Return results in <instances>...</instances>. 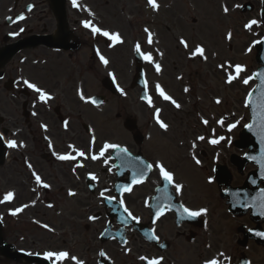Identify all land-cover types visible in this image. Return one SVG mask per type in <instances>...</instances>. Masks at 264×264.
Returning <instances> with one entry per match:
<instances>
[{
  "label": "snow or ice",
  "instance_id": "snow-or-ice-1",
  "mask_svg": "<svg viewBox=\"0 0 264 264\" xmlns=\"http://www.w3.org/2000/svg\"><path fill=\"white\" fill-rule=\"evenodd\" d=\"M146 3H147V5L153 11H158L159 10L160 5L158 4L157 0H146ZM72 4H73L74 7H77L78 6L77 5V0H72ZM30 10H31V6L29 7V11ZM223 12L225 14H227L229 12V9H228L227 6H224L223 7ZM24 18L25 17L21 14L17 19L22 20ZM8 19L11 20L12 18L9 17ZM83 24H84V26L86 28H91V31H92V34L93 35L100 34V35H102L104 37H107L112 42V44L110 46L116 45V44H120V43L123 42L119 33H116V32H111L110 33L109 31L102 30L101 28L96 27L95 25H93L91 23V21H84ZM257 24H258V21L257 20H251L247 24H245L244 27L246 29H251L253 25H257ZM21 31H23V29H21ZM144 32L147 34V43L149 45H151L154 42H156V41H154V35L155 34L152 31H150L149 28L145 27L144 28ZM13 35H18V33H14ZM231 37H232V34H231V32H229L227 34V37L226 38L230 40ZM179 44L182 45L185 49H189L190 48V45H189L188 41L184 37H180ZM134 51L136 53L140 54L145 61H147L149 63H154V66H155V69H156L157 73H159L161 71V65L159 63H155L153 61L152 53L151 52H148V53L142 52V50H141V44L139 42H137L135 44ZM160 55L162 56L163 53H160ZM196 57H200V58H202L204 60H207L208 59V57L206 55V49L201 44H196L194 50H191L190 51V58H196ZM100 59H101L102 63H104L105 65H107L109 63L108 60L105 59L103 56H100ZM218 67H220L222 69H225L226 71L228 69H231V68L234 67V70H235V73L236 74L233 75L231 72H229L228 77H227V80L225 81L228 84H231L235 79L238 78L239 74L242 71L245 70L242 65H235V66H233V65H227V68H225V65L224 64H221V65H218ZM109 75H112V74L110 73ZM262 75H264V74H262ZM251 79H253V77L245 78L243 80V83L245 85H247ZM23 83L28 88H30L33 91H35L36 93H38V99L41 102L46 103L47 101H49V100L52 99L51 95H49L42 88L38 87L36 84L30 83L27 80H25ZM261 83L264 84V79H262ZM118 90H120L121 93L123 94V90L122 89H118ZM156 91H157V93L164 100L170 101L177 109H179L181 107V105L179 103H177L170 95L166 94V92L164 91V89L159 84L156 85ZM184 91L187 92V91H189V89L188 88H185ZM77 94L79 95V97H80V99L82 101L91 102L93 104L97 103V101H95L92 98H86L85 95L83 94V92L81 90H78V93ZM251 95H252V93H249V97L246 100V106H247L248 103L251 102ZM144 98H146L148 100L149 105H151L152 101H151V98L148 97L147 91H145ZM216 103L219 104V103H221V101L219 99H217L216 100ZM159 113H160V109H156V117H155L156 118V122H157V124L159 125V127L161 129L167 131V129H168L169 126H168V124H166L165 122H163L160 119ZM33 114H35V113H33ZM262 119H264V117H262ZM203 123L207 124V121L204 120ZM218 123H221L222 124L223 123V120L218 121ZM237 123H239V122L237 121ZM64 126H65V128L68 127V122L67 121L64 122ZM235 126H236L235 124L229 125V130H231V128H233ZM41 127L42 128H45V130H47L46 129V125H41ZM246 127L251 128L252 125H246ZM0 139H3L2 134H0ZM197 139L203 140L204 137L203 136H200V137H197ZM220 139H223V138L221 137ZM218 142H219V140H217V139H212V140L209 141V143H212V144H216ZM92 143L93 144L95 143V137L94 136L92 138ZM7 146L9 148H15L18 145H17V142L16 141L9 140V141H7ZM19 147H24V145L21 143L19 145ZM68 147H69V149H71L70 152L65 153V154H57V153L53 152V155L56 156V159H58L60 161H73V160H76L77 157H83L85 159L88 158L87 154L84 151L77 150L71 144L68 145ZM195 147H196V145L193 144V148H195ZM49 148H52L51 142H49ZM109 149H115V150H117L118 153H124L125 155H128V152H127V149L126 148H121L118 144H112V143L105 142L104 145H103V147L100 149L99 153L98 154L91 155L90 158L92 160L100 159L101 157H103L105 155V153ZM72 153H75V155H73ZM249 158L250 159H255V157H249ZM193 159L195 160L196 164H200V160L199 159H196L195 156H193ZM104 162L107 163L108 160L105 159ZM140 164L143 165V169H147L148 171H151L153 169V164H151V163H145L144 161H140ZM28 167L31 169V167H32L31 164H29ZM77 167H83V165L82 164H78ZM155 168L159 170V173H160L161 178L164 181H166L167 184L174 186L175 192L177 194H180L182 192L183 185L180 184V183H175L174 182V173L172 171L168 170L166 168V166L163 163L159 162V161L155 162ZM143 169L140 170V172L138 174V178H134L133 179V182H132L133 184H140V183H143L144 182V177L147 175V173ZM73 171H75V168L73 169ZM32 175L35 178V181H36V184L37 185L42 186L43 188H49L50 187L49 184L44 183L42 181V178L35 171L32 172ZM89 179L90 180H96L97 177L95 176V174L89 173ZM131 190H132L131 185H128V186H124L121 189V192L122 193L123 192H130ZM106 191H108V190L105 189L104 191H102L100 193V196L102 198L108 199L109 201L115 199V197H105L104 196V193ZM68 195L69 196H75L76 193L73 192V191H71V190H69ZM13 198H14V193L11 192V191H9V192H7L4 195L3 199L0 200V203H4L6 201L10 202ZM260 199L262 201V203L260 205L261 208H262L261 214H264V189H261ZM119 204H120V207L123 208L124 212L127 213V215H128L129 218H131V219L136 220L137 222H139V217L134 216L129 211V209L125 206V202H124L123 199H120ZM48 206L49 207H52L51 204L48 205ZM27 207H28V205H23L22 207H19V208H16L14 210H11L10 211V214L13 215V216H15L18 213L22 212L24 210V208H27ZM181 208L183 209V212L187 214V217L188 218H196V217H199L201 215H205V214H207V211H208L207 208H200L198 210H191V209H189L187 207H184L183 205H181ZM164 211H165V209L163 207H160V208L157 209V212H156L157 219L160 216L164 215ZM89 219L90 220H94V219H96V217L90 216ZM153 223H155V220L153 221ZM42 227L47 228L49 231H52V229L49 228L48 225H42ZM256 235L264 237V233H261V232L256 233ZM148 239H150V240H158V237L155 235L154 230H153V232L151 234L148 235ZM124 243H127V241H124ZM99 255L103 257V256H105V253L103 251H101L99 253ZM220 255L223 256L224 254L221 253ZM43 258L45 260L51 261L52 264H62L63 261L68 260V259H71V261L73 262V264H85V261L80 260V259H78L75 256H71L70 257V254L68 252H66V251H59V252L47 251V252H44L43 253ZM140 259L146 261V264H162V260H163L162 257L149 259V258L143 257V256L140 257ZM225 259H227V257H225ZM205 264H220V261H218L217 259L213 258L211 260H206L205 261Z\"/></svg>",
  "mask_w": 264,
  "mask_h": 264
},
{
  "label": "rangeland",
  "instance_id": "rangeland-1",
  "mask_svg": "<svg viewBox=\"0 0 264 264\" xmlns=\"http://www.w3.org/2000/svg\"><path fill=\"white\" fill-rule=\"evenodd\" d=\"M127 4L129 5L128 12L131 14V17L133 16L135 18H126L125 20H123L120 23V21L115 16L108 17V22L118 25L117 27L122 30V35L124 36V38H127L126 42H128V44L122 46V50L119 53L126 60L129 59V47H131V45H130L131 43L129 44V42L131 41L132 36H135L137 34V31H138V21H136L135 19L140 18V15L136 14L137 8L130 7V5H131L130 1H127ZM196 4L198 7V11L197 12L196 11H189V13L187 15V18L189 19L188 20V26H192V29L196 25L191 24V20H190L191 17L195 16L196 18L199 19V16H201L203 13H205V11L210 10L211 12H214L216 9L215 2L211 1V0H204L202 2L197 1ZM120 5H121V3L119 4V6ZM138 13H140V11H138ZM236 14H237V12H236ZM141 17H142V15H141ZM143 18L148 19V20L152 19L150 17H147L146 14H143ZM164 18H166L165 14H164ZM41 19L45 21V24H44L45 26L40 25L39 27H37L38 30L40 31V30L45 29L46 31H48L47 27H51V24H52L50 21V16L40 17L39 20H41ZM155 22L157 24L156 25L157 30L160 33V35L167 33L166 31H164V26L166 24L165 19L160 20V21L158 19H156ZM33 23L34 24L37 23V16H36V20H34ZM190 39L192 41H195V39H193L192 36H190ZM249 39H250V37H248L247 34H245L244 32L237 34L238 47H236V62H244L248 66V70H246V73L251 71L252 68L256 67V63H255V59H254V51H252L249 54L244 52L245 46L248 44ZM240 75L242 77L245 76L243 71L240 73ZM122 77H125V71L124 70H122ZM208 78H209V80L210 79L213 80V79L217 78V76L215 74H211L208 76ZM249 86H250V84L248 83L246 88H248ZM236 90H237V87H236ZM244 90L245 89H242L240 87V85L238 84V90L236 92V110L238 111L237 119H239L244 114L243 106L241 105V102H242L241 99L243 97ZM228 91L234 92L231 89ZM238 132H239V129L236 130L237 135H238ZM244 175H245L244 172L240 173V172L236 171V174L233 175L232 180L233 181L236 180V184H240L243 181ZM0 264H4V262H0Z\"/></svg>",
  "mask_w": 264,
  "mask_h": 264
}]
</instances>
